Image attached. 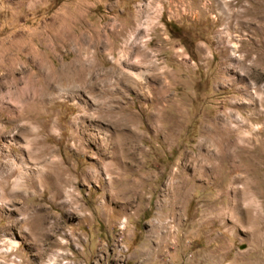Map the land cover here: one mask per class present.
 <instances>
[{
	"label": "rangeland",
	"instance_id": "1",
	"mask_svg": "<svg viewBox=\"0 0 264 264\" xmlns=\"http://www.w3.org/2000/svg\"><path fill=\"white\" fill-rule=\"evenodd\" d=\"M0 130V264H264V0H0Z\"/></svg>",
	"mask_w": 264,
	"mask_h": 264
},
{
	"label": "bare ground",
	"instance_id": "2",
	"mask_svg": "<svg viewBox=\"0 0 264 264\" xmlns=\"http://www.w3.org/2000/svg\"><path fill=\"white\" fill-rule=\"evenodd\" d=\"M79 55V54H78ZM41 60V59H40ZM44 63V62H43ZM38 65V64H37ZM138 65H139V63H134L133 65H131V68H133V69H139V67H138ZM45 66V65H44ZM141 67V66H140ZM71 68V67H70ZM141 69V68H140ZM40 70V69H39ZM86 71V67H85V60L82 58V57H79L78 59H77V64L74 66V69L72 70V68H71V70H69V71H65V70H60L59 72H57L56 74H49V73H47L46 75H45V83H38V82H36V81H38V80H36V81H34V82H31L30 83V81H29V86H38V88H35V90H34V92H30L29 94H26V90H27V88L29 87H27V88H24V89H22V91L21 92H19V94H18V96H17V94H16V98L14 99V102L16 103V104H18L19 102H24V103H27L28 102V104H29V101L28 100H32L31 102V104H32V106L33 107H39V105L40 104H43V100L44 99H42V97H40V95H41V90H44L45 88H48V86H49V81H52V82H54V86H52V87H55L56 85L55 84H57V85H66V84H68L69 83V81L71 82V84L72 83H77L78 85H79V87H84L85 85H86V81L83 79V76H84V72ZM96 71V70H95ZM87 72V71H86ZM27 74V73H26ZM40 74V73H39ZM120 74V73H119ZM125 77V76H124ZM14 78V77H13ZM98 80V79H97ZM96 80V81H97ZM99 83V82H98ZM48 85V86H47ZM96 85H98V84H96ZM102 85V84H101ZM94 86V85H93ZM106 86V85H105ZM78 87V88H79ZM89 87V86H88ZM101 87V86H100ZM108 87V86H107ZM68 88V87H67ZM51 89V88H50ZM49 89V90H50ZM90 89V88H89ZM57 90V89H56ZM65 90V89H64ZM69 90V89H68ZM78 90V89H77ZM91 90V89H90ZM95 90V89H94ZM106 90V89H105ZM54 91V90H53ZM63 91V90H62ZM61 91V92H62ZM80 91V90H79ZM46 92V91H45ZM52 92V91H51ZM60 92V91H59ZM73 92H74V90H73ZM98 92V91H97ZM96 92V93H97ZM104 92V91H103ZM47 93V92H46ZM56 93H57V91H56ZM67 93V92H66ZM71 93V92H70ZM111 93V92H110ZM48 94V93H47ZM46 94V95H47ZM50 95V94H49ZM48 95V96H49ZM15 96V95H14ZM109 99H110V97H109ZM79 100V99H78ZM104 100V99H103ZM107 100V99H106ZM112 103V102H111ZM78 105V104H77ZM105 105V104H104ZM46 106V105H45ZM31 107V106H30ZM32 107V108H33ZM35 108V109H36ZM40 108V107H39ZM113 108V107H112ZM30 109V108H29ZM102 109V108H101ZM38 110V109H37ZM85 110V109H84ZM87 110V109H86ZM98 110H99V108H98ZM104 110V109H103ZM111 110V109H110ZM109 110V111H110ZM115 110V109H114ZM12 112H15L14 111V107H12V110H11ZM29 111V110H28ZM28 111L26 110V109H23V111H21V113L19 112V113H16L17 114V116H11V121L10 122H17L18 120L21 122V125L19 126V130H18V132L14 135V136H20V137H22V139L24 140V143H26V146L23 148V149H21V150H24V151H22V152H24V154H26V158L27 159H32L33 161H34V163H36V164H41V166L43 167V166H45L46 164H48L49 166H50V164L52 163V162H54L53 161V157H54V154H53V152H52V150H51V148L49 147V146H42V143H41V140H39L38 139V135L40 134V131H36V139H29V140H27V138L29 137V136H32V132H33V130H32V127H31V123H32V118L30 117V115L28 114ZM95 111V110H94ZM87 112V111H86ZM100 112V111H99ZM106 112H108V111H106ZM35 113V112H34ZM33 113V114H34ZM41 113H42V111H41ZM40 113V114H41ZM14 114V113H13ZM39 113H35L34 114V116H39L40 115ZM96 114V113H95ZM116 114V113H115ZM11 115V114H10ZM94 115V114H93ZM33 116V117H34ZM121 116V115H120ZM108 117H110V116H108ZM35 118V117H34ZM80 118V117H79ZM100 118H102V117H100ZM104 118V117H103ZM112 118H115V117H112ZM77 119V118H76ZM10 120V119H9ZM80 120H82V119H80ZM84 120H86L85 118H84ZM36 121H34V123H35ZM79 122V121H78ZM95 123V122H94ZM11 124V123H10ZM78 124V123H77ZM84 124V123H83ZM83 124H81V125H83ZM80 125V124H79ZM79 127V126H78ZM77 127V128H78ZM17 128V127H16ZM39 128V127H38ZM76 129V128H75ZM82 129V128H81ZM93 129V128H92ZM3 130V129H2ZM2 130H0V133H3V132H1ZM131 131V130H130ZM109 132V131H108ZM119 132V131H118ZM86 134H88V133H86ZM91 135V134H90ZM117 135V134H116ZM81 136H82V138H84L85 137V134H84V132H82L81 133ZM76 137V136H75ZM88 137V136H87ZM19 138V137H18ZM96 138V137H95ZM108 138H110V137H107V139ZM78 139H81L80 137L78 138ZM90 139V138H89ZM84 140V139H83ZM94 140V139H93ZM101 140V139H100ZM88 141V140H87ZM90 141V140H89ZM97 141V140H96ZM75 142V141H74ZM83 142V141H82ZM130 142V141H129ZM80 143V142H79ZM100 144V143H99ZM81 145V144H80ZM106 145V144H105ZM13 147V146H12ZM12 147L10 148V149H12ZM114 147V146H113ZM130 147V146H129ZM129 147L127 148V149H129ZM132 148H133V146H132ZM132 148H131V150H132ZM98 149V148H97ZM126 149V150H127ZM133 151V150H132ZM125 153H126V151H125ZM129 153V152H128ZM127 154V153H126ZM132 154V153H131ZM8 156V155H7ZM132 156V155H131ZM132 158V157H131ZM26 161V160H25ZM17 162V161H16ZM30 162V161H29ZM7 163V162H6ZM2 165V164H1ZM3 167V166H2ZM6 167V168H5ZM48 167V166H47ZM18 168V167H17ZM45 168V167H44ZM4 169H5V171H0V200L1 199H8L7 200V202L8 203H10V202H17V199H18V197L20 196L19 195V193H21L20 192V190H21V186L23 185V181H21L22 182V185H20V180H21V174H22V171H20V172H18L19 171V169H14L13 168V166H11V165H6V166H4ZM35 169H33V171H34ZM33 171H32V173H33ZM36 171H37V169H36ZM35 173H37V172H35ZM24 174V173H23ZM28 174V173H27ZM35 175V174H34ZM22 176H24V175H22ZM31 176V175H30ZM37 176V175H36ZM26 177V176H25ZM35 177V176H34ZM11 178H13L12 179V182L14 183L13 184V187H9L10 185H9V182H10V179ZM28 178V177H27ZM31 180V179H30ZM29 181V180H28ZM33 181V180H32ZM25 182V181H24ZM30 182V181H29ZM37 182V181H36ZM29 184V183H28ZM25 185V184H24ZM29 186V185H28ZM35 186V185H34ZM33 186V187H34ZM32 187V186H31ZM29 189H30V187H29ZM27 191V190H26ZM23 193V192H22ZM22 196V195H21ZM20 199V198H19ZM2 202V201H1ZM12 205V204H11ZM6 207V206H5ZM5 207H0V210L2 211V210H4V211H9L10 213V215H12V214H14L16 211H18V209H11L10 208V210L9 209H7V208H5ZM21 219V218H20ZM20 222V224H21V226H19L18 228L20 229V230H23V226H25V224H26V220H24V219H21V221H19ZM18 222V223H19ZM15 223V222H14ZM18 226V225H17ZM51 228V227H50ZM6 229V228H5ZM51 231H53L54 232V229H53V227H52V229H50ZM55 242V241H54ZM52 244V243H51ZM10 245L12 246V247H18L19 246V243L17 242V241H12V242H10ZM59 245H57V247H58Z\"/></svg>",
	"mask_w": 264,
	"mask_h": 264
}]
</instances>
